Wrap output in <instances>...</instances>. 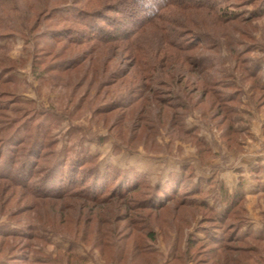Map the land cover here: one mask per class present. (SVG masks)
<instances>
[{"label":"rangeland","instance_id":"rangeland-1","mask_svg":"<svg viewBox=\"0 0 264 264\" xmlns=\"http://www.w3.org/2000/svg\"><path fill=\"white\" fill-rule=\"evenodd\" d=\"M74 1L96 10L105 20L129 17L134 6L126 0ZM216 1L219 14H235L236 21H223L204 6L164 10L165 24L181 32V40L196 43L188 51L175 52L176 59H163L167 68L148 81L142 80L145 72L135 61L134 48L139 44L160 52V27L137 26L135 37L124 41L84 38V42H65L49 38L43 29L63 31L78 25L43 17L31 43L16 36L10 50L0 49V75L8 79L0 84V105H6L0 108V140L13 134L19 123L33 124L31 135L41 125L40 140L49 148L44 167L62 162L67 152L69 158L88 153L102 169L112 165L145 173L151 186L164 184L171 174L191 165L197 177L204 178L208 201L218 213L225 210L216 197L220 181L229 191L242 181L246 194L238 213L247 223L242 232L264 231V0ZM44 2L38 0L39 12ZM107 5L115 12L106 10ZM135 7L139 16L137 3ZM131 20L125 24L132 31ZM53 45L58 55L50 54ZM167 51L174 55L176 49ZM193 58L205 64L209 61V70L201 75L191 63ZM250 65L259 70L256 80ZM205 76L219 84L217 93L204 89ZM148 82V88L142 87ZM150 85L154 90L149 92ZM231 94L237 101L230 100ZM222 99L229 100L228 108H233L221 111L217 102ZM25 132L20 129L19 134ZM21 153L15 152L17 162L22 161ZM131 196L136 201L147 198L142 191ZM121 198L126 199L119 196L113 202L97 204L76 196L40 197L0 181V264H149L145 242L157 253L151 264H171L179 247L187 250L188 235L197 231L203 238L206 231L202 228H213L209 223L201 227L203 211L193 206L183 213L190 216L195 212L180 242L168 222L169 217L177 218L175 209L166 214L150 209L124 214L118 210ZM163 214L167 220L160 217ZM148 218L149 228L156 234L154 242L145 237L142 222ZM254 221L262 227L256 229ZM10 228L19 232L11 234ZM31 229L35 235L27 236ZM97 231L108 235L102 244L96 243ZM238 244L250 250H255L254 245L264 248V242L253 239L242 243L234 239L231 246ZM254 253L252 264L260 258Z\"/></svg>","mask_w":264,"mask_h":264},{"label":"trees","instance_id":"trees-1","mask_svg":"<svg viewBox=\"0 0 264 264\" xmlns=\"http://www.w3.org/2000/svg\"><path fill=\"white\" fill-rule=\"evenodd\" d=\"M123 1L125 2V0ZM126 1L132 2V5H134L130 8L132 10L128 14L129 17L124 16V18H121L115 16V18L110 17L108 20H105L99 14H96V10L87 7V5L80 6L79 2H75L74 0H46V2H44L46 6L43 5V9H41L40 12L37 10L39 5L38 0H0V40H6L4 43L0 42V49L10 50L12 41L16 36L23 37L26 44L31 43V36H34L33 33L40 27L43 17L48 21L56 22L62 19L63 21L67 20L70 24L78 25L75 27L69 26L67 30L63 31L43 29V34H47L49 38L53 40L59 39L65 42H84V38L87 40L93 39V41L95 40L97 42L130 40L137 34V26L146 27L154 24L160 27L159 29L162 31L161 41L158 42L160 52H152L150 49L146 50L139 44H136L134 48L136 51L135 53H137L135 61L137 60V62H139V68L141 67L140 69L145 72L142 80L148 81L153 78L154 74H159L158 70L163 73V70L167 68L168 65L166 66L163 63V59L167 57H169V59H176L177 56L175 52L188 51L195 46L194 44L196 43L194 40L190 42L181 40L184 39L182 38V33L174 30L172 25L165 24L167 16H165L164 10L166 8H169V6H178L189 9L202 8L204 6V8H208L212 12H216V16L223 21H236L235 14H233L232 17H223L219 14L220 12L218 11L216 0ZM117 2L121 3L122 1L118 0ZM135 3H137L138 6L137 11L140 13L139 16H137L134 11L136 8ZM105 8L109 11L115 10L108 5L105 6ZM116 11L119 12V10ZM217 13L219 15H217ZM130 17L134 20H131V23H133L132 31L130 29L128 30V25L125 24V21ZM79 25L81 27H79ZM78 33H81L83 36H80ZM37 36L38 35H36L35 38H37ZM45 46H48V44ZM167 48L176 49L174 55L173 53L172 55L169 54ZM139 52H144V54ZM147 52L149 54H146ZM50 54H59L58 51L55 50L54 45L52 46ZM158 55L161 56L160 60ZM157 61L160 62V66H154L150 63L154 62L156 64ZM191 63H193L196 70L201 72V75L208 71L209 68L207 66L211 65L209 61L205 64L198 58L191 59ZM248 67L252 69L251 65ZM251 69H249L250 74L256 80L259 77V70L255 65V70ZM136 74L138 75V72H136ZM2 77L3 75L1 74L0 84H5L8 79H3ZM202 80H206L207 82V85L204 87L207 92L216 91L217 93V87L219 85L217 82L214 83L213 80L206 76L205 80ZM149 84L148 82L146 86L143 85L142 87L148 88ZM152 89L150 85L149 92ZM0 91L3 92L2 90ZM172 91L174 90L172 89L171 92ZM207 92L205 94H207ZM174 96H176L177 99L180 97L179 94H175ZM236 99V96H230L232 102L237 101ZM228 102L229 100L222 99V101L217 102V105L221 111H226L229 105ZM1 107H6V105H0V108ZM232 108L229 107L228 110ZM26 123L27 122H22L17 124V126H15L16 128L14 127L13 134L0 140V160L4 158L2 162H0V181L4 180L10 186H15L17 189L18 187L26 189L31 192V195L34 194L40 197L76 196L93 200V202L97 204H107L119 199V196H123L126 197V199H120L121 204H119L118 210L123 211L124 214L132 210L144 209L165 211L164 214H166L175 209L177 218L175 216H173V218L169 217L168 222L170 228L172 227L178 232L180 242L184 240L183 232L187 225L190 224V217L192 218L193 214H195V212H193L189 216L183 213L190 211V208L194 206L197 207L198 212H200L199 210L201 209L203 211L202 220L199 222L201 227H203L204 223H209L213 228L207 226L202 228L206 231V236L203 238L198 236L197 231L188 235L187 250L182 251L179 247L174 254L171 264H189L192 262V264H218V262H220L219 264H252L251 261L253 259L252 256L255 254L254 251L260 256L259 259L254 257L256 258L254 260L255 264H264V259L262 257L264 254L263 247L254 245L255 250H250L243 244L231 246L234 239L241 241V243L247 239L264 242V231L257 234L252 230L242 232L247 224L245 218L238 213L242 212V204L246 194L242 181H239V184L233 191H229L225 184L220 181L216 197L218 198V202L225 205V210L223 213H218L216 206L208 201L209 193L204 189V178L197 177L191 165H186L182 167L180 171L171 174L164 184H155L152 186L150 185L151 182L149 177L145 173L131 167L123 170L112 165L102 169L97 163V158L88 153L77 154V156L69 158L67 152L62 162H58L59 164L53 162L46 168L43 162L49 148L48 144L40 140L39 137L42 126L38 125V131L35 135L32 134V136L31 130L33 124ZM20 129H25V134H19ZM43 130V134L45 135L47 130ZM6 144L9 145L7 150H5ZM20 151H22V161L17 162L15 159L17 156L15 152ZM140 191H142L143 195L147 198L142 201H136L131 194ZM182 195L185 196L181 197ZM171 203H174L173 206H175L172 207V209H170ZM164 214L160 217H163ZM164 217L167 220L168 216ZM142 223L146 226L145 237L149 241L154 242L156 240V234L153 228H149L151 226L149 218ZM31 231H33L31 234H25L30 236L34 233L35 235L34 229H31ZM8 232L16 234L19 231L10 228ZM96 233L98 237L96 243L102 244V242H105L104 239L108 236L106 232L97 231ZM144 241L145 240H143V242ZM144 245L148 249L145 254L150 257L148 260L149 264H151L152 260H155L154 258H156L157 253L151 250L152 247H150L149 243L145 242ZM178 245L180 246L182 244L178 243ZM233 252H236V254H233ZM68 253H70V256L73 258L76 257L73 252L70 251ZM246 253H250V255H246ZM201 255L204 257L202 256V261L198 262V257ZM80 260L82 259L80 258Z\"/></svg>","mask_w":264,"mask_h":264},{"label":"crops","instance_id":"crops-1","mask_svg":"<svg viewBox=\"0 0 264 264\" xmlns=\"http://www.w3.org/2000/svg\"><path fill=\"white\" fill-rule=\"evenodd\" d=\"M247 187H248V186H247ZM247 189H248V188H247ZM249 189H250V188H249ZM249 192L251 193L252 191L249 190ZM254 223H256V222L254 221ZM254 227H255L256 229H260V228L262 227V224L259 223V222H257L256 225L254 224Z\"/></svg>","mask_w":264,"mask_h":264}]
</instances>
